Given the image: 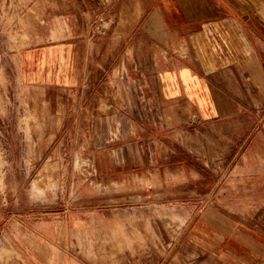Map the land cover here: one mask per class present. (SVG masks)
I'll return each mask as SVG.
<instances>
[{"label":"rangeland","instance_id":"374dc122","mask_svg":"<svg viewBox=\"0 0 264 264\" xmlns=\"http://www.w3.org/2000/svg\"><path fill=\"white\" fill-rule=\"evenodd\" d=\"M50 1L0 0V264H244L226 254L235 246L227 233L236 225L241 240L243 230L264 234V205L256 195L234 196L218 180L226 159L213 157L218 150L209 141H203L204 165L185 158L199 172L197 181L180 179L179 165L173 173L159 165L155 175L148 164L109 165L108 172L98 165L100 153L121 142L128 121H139L142 139L148 124L164 123L162 102L149 101L147 86L132 83L137 71L114 61L91 70L108 87L88 86L76 103L54 86L28 84L22 50L36 40L70 39L52 36L68 26L53 21ZM112 27L102 20L93 30ZM174 129L179 140L180 125ZM154 135L164 140L163 129ZM260 151L252 150L253 161ZM159 154L162 160L164 150ZM255 180L252 194L263 182ZM250 199L247 211L233 210V201L244 206Z\"/></svg>","mask_w":264,"mask_h":264},{"label":"crops","instance_id":"0c3cea01","mask_svg":"<svg viewBox=\"0 0 264 264\" xmlns=\"http://www.w3.org/2000/svg\"><path fill=\"white\" fill-rule=\"evenodd\" d=\"M50 2L53 21L62 26L67 21L68 26L65 33L53 30L52 36L70 39L48 44L36 40L22 50L28 84L54 86L59 94H68V102H81L86 87H108V82L93 80L91 70L106 69L114 61L116 68L137 71L132 83L146 85L147 99L164 107V123L148 124L146 147L140 144L147 136L141 138L145 134L139 121H128L121 142L100 153L101 169L148 164L155 175L159 165L165 173H173L172 167L179 165L180 179L197 181L202 179L199 172L185 158L204 165L206 139L210 148L218 150L213 157L226 159L218 180H226L234 196L256 195L264 205V0ZM102 20L113 22L110 32L93 30ZM57 97L58 104L63 102V96ZM173 121L181 127L179 140L172 134L177 131ZM156 129H163V141H156ZM241 134L247 139L238 138ZM237 148L242 149L237 153ZM256 149L261 150L259 162L252 158ZM162 150L164 158L156 159ZM255 179L263 181L258 194L251 193ZM251 203L250 199L242 206L235 200L231 206L234 211H247ZM239 229L230 226L226 239L231 236L235 246L226 254L243 258L244 264H264V234L243 230L241 240Z\"/></svg>","mask_w":264,"mask_h":264}]
</instances>
